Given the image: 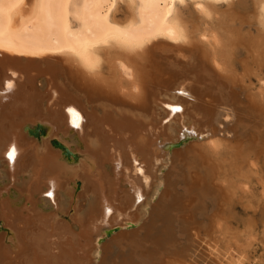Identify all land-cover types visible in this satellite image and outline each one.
<instances>
[{"label":"bare ground","instance_id":"bare-ground-1","mask_svg":"<svg viewBox=\"0 0 264 264\" xmlns=\"http://www.w3.org/2000/svg\"><path fill=\"white\" fill-rule=\"evenodd\" d=\"M263 73L264 0H0V264H245Z\"/></svg>","mask_w":264,"mask_h":264},{"label":"rangeland","instance_id":"rangeland-1","mask_svg":"<svg viewBox=\"0 0 264 264\" xmlns=\"http://www.w3.org/2000/svg\"><path fill=\"white\" fill-rule=\"evenodd\" d=\"M186 8H190L191 9V5H189L188 7ZM221 10H224V9H221ZM221 13V11H219ZM246 29V28H245ZM241 52V51H240ZM241 53L238 52V55H241ZM264 74V73H263ZM252 88L249 90L251 93H255V91H257V89L259 88V85H258V82L256 83V80H253L252 82ZM264 87L261 89L263 90ZM260 90V88H259ZM264 93V92H263ZM40 133V132H38ZM244 141V140H243ZM186 142V141H184ZM182 143H177V146H180ZM256 150V149H255ZM254 150V151H255ZM64 152V151H63ZM70 157H72L71 155H69ZM162 169H160V173ZM257 183L253 182L252 185H250V188L247 190V192H241L243 193H239L242 194L240 197H243V198H240V197H237V199L235 200V205H234V208H233V211L235 213V216H234V221H233V227H236L238 228L239 230L242 229V222L243 220L248 217V216H251L253 214H255V212L251 211V210H247L245 209L246 207V199H248V197H251L253 198V196H259L260 194V191H261V188L260 186H257L255 185ZM240 186V185H239ZM253 188V189H252ZM245 193V194H244ZM258 194V195H257ZM250 195V196H248ZM248 196V197H247ZM247 197V198H246ZM246 198V199H245ZM240 200V201H239ZM235 222V223H234ZM236 224V225H235ZM260 228V229H259ZM262 227L260 225H258V227L256 228L255 230V233H254V237H255V240H250V243L248 246L245 247V245L242 243V244H239V245H236L235 247H233L234 245H232V249H234L236 251L235 254H233L234 256L233 257H230L232 260L236 259V258H239L238 256H240L242 254V257H247L246 259H244V262L245 264H264V241H263V238L261 236V229ZM260 230V231H259ZM260 236V237H259ZM107 237H99V239H106ZM257 240V241H256ZM253 241V242H252ZM255 243V244H254ZM263 245L261 246L260 244ZM254 244V245H253ZM242 245V247H241ZM250 246V247H249ZM219 250L224 252L223 254H229V251L230 249H226L223 245L219 246ZM244 247V248H243ZM263 248V249H262ZM227 250L226 253L224 250ZM193 251V249H191ZM196 250V249H195ZM221 252V253H222ZM263 252V253H262ZM237 254V255H236ZM261 254V255H260ZM247 255V256H246ZM227 256V255H225ZM263 261V262H262Z\"/></svg>","mask_w":264,"mask_h":264},{"label":"snow or ice","instance_id":"snow-or-ice-1","mask_svg":"<svg viewBox=\"0 0 264 264\" xmlns=\"http://www.w3.org/2000/svg\"><path fill=\"white\" fill-rule=\"evenodd\" d=\"M217 2H219V0H217ZM181 3H183V0H181ZM13 76H16L17 74L15 72L12 73ZM7 87L9 88H12L14 87L13 83L12 82H8L7 84ZM180 94L184 95V96H188L189 93L187 91H184L183 89H180L179 90ZM165 108L169 109L170 111V114H176V113H182L183 112V108L179 105H171V104H165L164 105ZM69 111H72L75 113V110L74 109H70ZM75 115L77 116V119L76 120H73V124L75 127L79 128L80 127V121H82V117L80 116L79 113H75ZM171 118V117H170ZM186 132L188 130H185ZM192 135H197L195 133L194 130H192L191 132ZM181 135H184V133H181ZM201 139H203V137H200ZM17 153H18V146L16 144H11L10 147H8L6 149V155H7V158L9 160H14L16 157H17ZM157 163H159V161H157ZM136 171L139 175H141L143 177V182L145 184H148L149 183V178L147 177V175L145 174V170L139 166V163L137 162V167H136ZM47 195L51 196L52 193H47ZM140 199H142V197L139 195V193L137 194V200L139 201ZM111 211V210H109ZM99 255V253H97V256Z\"/></svg>","mask_w":264,"mask_h":264},{"label":"water","instance_id":"water-1","mask_svg":"<svg viewBox=\"0 0 264 264\" xmlns=\"http://www.w3.org/2000/svg\"><path fill=\"white\" fill-rule=\"evenodd\" d=\"M183 139H182V141H180V142H178V143H184V141L186 140V136H184V137H182ZM177 144V143H176ZM67 149L64 147L63 148V151H64V153H65V155H67V151H66ZM44 196V198L45 199H47L48 201H49V197H47L46 195H43ZM141 200H139V202H140ZM50 202V204H52L53 205V201L51 200V201H49ZM117 230V226H112V227H109V228H107L106 229V235H109L110 233H112V232H114V231H116Z\"/></svg>","mask_w":264,"mask_h":264}]
</instances>
